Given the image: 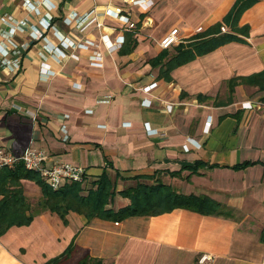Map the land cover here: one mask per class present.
Segmentation results:
<instances>
[{
	"label": "crops",
	"instance_id": "crops-1",
	"mask_svg": "<svg viewBox=\"0 0 264 264\" xmlns=\"http://www.w3.org/2000/svg\"><path fill=\"white\" fill-rule=\"evenodd\" d=\"M236 1L148 0L128 6L121 0H0V59L6 47V58L20 62L14 68L0 60V149H42L46 167L83 166L87 189L108 175L115 183L108 207L115 211L131 203L123 191L138 181L219 203L215 213L179 207L123 220L88 219L76 211L64 219L44 209L0 236V264H47L72 243L104 264H199L205 253L214 257L208 264H264V90L242 80L264 70V0L238 17L236 27L245 31L224 24L223 32L207 36L239 39L166 73L178 44H199L188 39L221 21ZM108 9L131 12L136 29ZM20 20L26 25L15 29ZM45 20L51 22L48 29L41 25ZM34 26L42 37L32 35ZM173 29L180 42L162 48ZM122 36V46L113 51L102 43ZM86 39L99 46H62L63 40ZM93 50L103 56V67L91 64ZM232 79L240 82L231 92ZM153 82L158 86L150 93L141 90ZM247 101L254 107L244 108ZM167 103H173L172 111ZM63 124L69 129L66 141ZM22 182L35 208L43 190L34 180Z\"/></svg>",
	"mask_w": 264,
	"mask_h": 264
},
{
	"label": "trees",
	"instance_id": "trees-1",
	"mask_svg": "<svg viewBox=\"0 0 264 264\" xmlns=\"http://www.w3.org/2000/svg\"><path fill=\"white\" fill-rule=\"evenodd\" d=\"M256 0H237L228 14L208 30L198 33L199 37H206L209 33L221 31L224 24L231 26L234 31H245L237 28V19L241 13ZM239 39L235 34H225L222 37L211 36L193 48H184L178 44L176 55L168 61L167 72L172 68L185 64L222 44ZM244 83L257 86L264 90V70L242 79ZM241 80V81H242ZM240 80L230 81L231 92ZM231 97H229V100ZM31 179L39 184L43 190V198L34 208L24 193L23 180ZM86 177L83 181L66 182L60 189L55 190L46 183L38 172L28 170L23 163L14 168L0 169V236L14 225L30 223L34 216L44 209L57 212L66 219L70 211L84 214L88 219L100 217L111 220H123L134 215L159 214L174 208H187L200 213H215L219 203L207 195L177 193L162 183L150 185L138 181L135 187L123 191L130 198L131 203L115 211L108 207L115 194V183L108 175H103L93 182V186L86 188ZM104 264L102 260L91 256L88 249H83L72 243L66 251L49 261L47 264Z\"/></svg>",
	"mask_w": 264,
	"mask_h": 264
},
{
	"label": "built area",
	"instance_id": "built-area-1",
	"mask_svg": "<svg viewBox=\"0 0 264 264\" xmlns=\"http://www.w3.org/2000/svg\"><path fill=\"white\" fill-rule=\"evenodd\" d=\"M123 3H125L128 6H139V5H146L148 0H121ZM27 7L30 9H36V5L33 3H30L26 1ZM109 15L114 16L119 21L127 25V28L132 30L136 29L137 22L132 20L131 12L123 13L122 11H116V10H110L108 9ZM77 14L73 13L68 18H65L67 23H70L72 21V17H76ZM11 20V17H9ZM26 25L25 20H20L15 29H23V26ZM45 29H48L51 26L50 21H42L41 24ZM103 24L98 23V26L101 27ZM225 29V28H223ZM202 30V27L198 29V31ZM31 33L34 37L39 38L42 37V32L34 27H31ZM124 42V37H120L117 41H112L110 39H102L103 45L108 49L109 51H113L117 48H120ZM180 42L179 39V32L178 29H173L168 35H166L160 42V46L162 48H170L173 45H176ZM62 46L65 48H68L69 46H73L75 48H82V49H89L91 46H99L95 41L91 39H86L84 42L74 43L70 40H63ZM59 55L62 57L66 56V53L61 47L54 48ZM1 52L4 55V58L0 59L1 62L4 64H8L11 67H19L20 62L18 59L16 60H8L6 58V54H8V49L6 47L1 48ZM91 64L93 66L97 67H103V56L101 53H99L97 50H93V53L90 57ZM158 86V82H153L148 85H145L141 88L146 93H150L154 88ZM143 101H146L143 100ZM152 100L148 101V105H151ZM167 109L169 111H172L173 109V103H167L166 105ZM244 108L251 109L254 107V104L251 101H247L243 104ZM32 118H36V114L32 113ZM211 122L207 123L206 129L207 131L211 128ZM145 127L148 130L150 128L149 123H145ZM62 133H63V139L66 141L69 139V129L66 124H63L61 127ZM185 148L188 150L189 146L185 145ZM45 160V152L42 149H36V148H29L25 150L23 153L15 154L12 151H7L4 149H0V169L4 167L14 168L19 163H23L26 169L32 170L35 172H38L43 179L49 184L50 187H52L55 190L60 189L66 182H72V181H78L81 182L86 177V168L83 166L75 165L68 162H62L53 164L50 167H46L44 165ZM214 259L213 255L211 254H202L198 258L199 264H208Z\"/></svg>",
	"mask_w": 264,
	"mask_h": 264
},
{
	"label": "rangeland",
	"instance_id": "rangeland-1",
	"mask_svg": "<svg viewBox=\"0 0 264 264\" xmlns=\"http://www.w3.org/2000/svg\"><path fill=\"white\" fill-rule=\"evenodd\" d=\"M210 28V27H209ZM208 28V29H209ZM207 29V30H208ZM221 31H222V29H221ZM223 32V31H222ZM198 34V33H197ZM193 35V36H191L189 39H188V41H191V40H195V41H197V43H200V42H203L204 40H206L207 38H210V37H205V39L204 38H202V37H199V35ZM199 38H201V39H199ZM196 39H198V40H200L199 42H198V40H196Z\"/></svg>",
	"mask_w": 264,
	"mask_h": 264
}]
</instances>
